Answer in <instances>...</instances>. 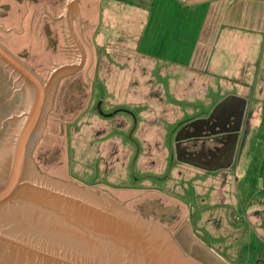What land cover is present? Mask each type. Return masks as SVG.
Instances as JSON below:
<instances>
[{"label":"rangeland","instance_id":"1","mask_svg":"<svg viewBox=\"0 0 264 264\" xmlns=\"http://www.w3.org/2000/svg\"><path fill=\"white\" fill-rule=\"evenodd\" d=\"M256 1L98 5L91 60L58 85L32 153L40 172L104 191L147 220V201L173 210L172 223L155 222L202 264H264V2ZM79 87L91 105L73 123ZM17 97L0 67V139ZM228 97L241 101H229L230 129L242 106L230 166L179 163V125L205 120Z\"/></svg>","mask_w":264,"mask_h":264},{"label":"water","instance_id":"2","mask_svg":"<svg viewBox=\"0 0 264 264\" xmlns=\"http://www.w3.org/2000/svg\"><path fill=\"white\" fill-rule=\"evenodd\" d=\"M80 65L78 56L71 64L52 67L43 79L0 44V67L13 80L14 88L20 92L23 82L39 95L34 112L24 109L23 118L13 113L7 119L0 139L1 146L10 121L20 118L7 140V166L0 168V264H202L186 255L154 220L130 212L104 191L91 192L51 178L34 163L32 153L58 83ZM229 101L241 102L224 99L205 123L210 124ZM241 118L240 105L232 129L235 139L222 168L229 167L234 157ZM180 140L178 133L175 142ZM153 211L169 220L175 217L167 208Z\"/></svg>","mask_w":264,"mask_h":264},{"label":"flooded vegetation","instance_id":"3","mask_svg":"<svg viewBox=\"0 0 264 264\" xmlns=\"http://www.w3.org/2000/svg\"><path fill=\"white\" fill-rule=\"evenodd\" d=\"M70 1L0 0V44L34 73L44 79L52 67L71 64L78 56L81 60L84 59V64L81 63L78 70L62 78L58 85L67 78L78 75L86 62L91 60L92 40L96 35L91 32L90 23L84 19L82 0H76L73 6H68L67 3ZM57 89L58 86L56 91ZM75 91L80 95L76 99L71 98V103L76 102L71 112L76 109L83 110L73 123L80 120L82 115L90 110L88 106L91 105L90 96L86 101H84L86 96H81L82 87L76 88ZM99 108L100 101H96L94 111L99 112ZM232 115V108L226 107L210 124H206L204 119L200 121L199 118L188 124L179 125L176 133H179L181 140L173 144L175 159L185 166L198 170L222 168L235 139L232 130L234 126L230 129ZM149 203L152 204V208L149 207ZM155 207L165 209L158 202L151 201H147L143 209L159 224L168 225L174 221L169 220L164 214L154 213ZM171 211L175 215V212Z\"/></svg>","mask_w":264,"mask_h":264},{"label":"bare ground","instance_id":"4","mask_svg":"<svg viewBox=\"0 0 264 264\" xmlns=\"http://www.w3.org/2000/svg\"><path fill=\"white\" fill-rule=\"evenodd\" d=\"M22 84V88L21 91L18 92L16 89V94H17V113H15V115H17L20 118L21 117V113L24 111V109H29L31 112H34L36 110L35 104L36 102H38L39 99V95L36 94V91L34 90L32 93V88L29 87L26 83L23 84V82H20ZM33 83V81H32ZM14 119L11 120L7 129V133H6V138L5 141L2 143V145L0 146V168H6L7 166V151H8V138H9V134L14 132L16 130L17 124L19 122V119ZM37 117V116H36ZM15 118V117H14ZM17 158V157H16ZM19 161V160H17Z\"/></svg>","mask_w":264,"mask_h":264},{"label":"crops","instance_id":"5","mask_svg":"<svg viewBox=\"0 0 264 264\" xmlns=\"http://www.w3.org/2000/svg\"><path fill=\"white\" fill-rule=\"evenodd\" d=\"M104 1L105 0H82V2H81V6L83 7V11H84V19H85V21L90 23L91 28H92L91 32H93V34H96L97 38H99V35H98L99 31H97L96 23L98 22V16L99 15H97L95 10H96V7L100 4H102ZM189 1H191V0H186V1L185 0H178V2L183 3V4H187ZM193 1H196V3H200V2L209 3V5L210 6L212 5L211 7H213L215 3L222 2L224 0H193ZM263 2H264L263 0L256 1L255 8L258 7L257 9H259V5H262ZM163 4H161V5H163ZM133 7H135V8H133V14H134L133 17L135 20H137V15L140 11V7H137L135 5H133ZM262 10L264 11V9H262ZM110 11H113L112 12L113 14L118 13V10H115V11L110 10ZM96 35H94V37H96Z\"/></svg>","mask_w":264,"mask_h":264},{"label":"trees","instance_id":"6","mask_svg":"<svg viewBox=\"0 0 264 264\" xmlns=\"http://www.w3.org/2000/svg\"><path fill=\"white\" fill-rule=\"evenodd\" d=\"M263 103H264V97H263Z\"/></svg>","mask_w":264,"mask_h":264}]
</instances>
